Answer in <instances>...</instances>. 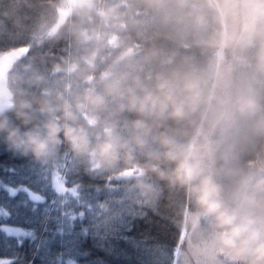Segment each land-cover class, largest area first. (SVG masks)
I'll return each instance as SVG.
<instances>
[{
	"label": "clouds",
	"instance_id": "obj_1",
	"mask_svg": "<svg viewBox=\"0 0 264 264\" xmlns=\"http://www.w3.org/2000/svg\"><path fill=\"white\" fill-rule=\"evenodd\" d=\"M64 3L61 0L60 6ZM141 3L151 7L156 0ZM176 3L183 14L175 43L186 54L165 58L155 49L148 50L146 57L158 61L161 71L133 87L119 83L110 68L109 75L97 80L93 89L68 96L61 90L62 84L49 87L45 73L35 67L36 44L27 38L14 41L12 47L27 46L29 52L13 64L0 86V150L42 167L54 164L67 151L86 169L92 164L101 173L138 168L141 178L135 180V187L141 193L152 194L146 182L149 177L163 187L173 246L180 245L185 259L191 261L202 250L206 264H223L220 257L227 264H264V212L259 219L252 213L241 219L245 201L238 194L245 192L246 177L240 173L222 176L219 171H209L205 163L215 152L212 118L219 107L230 103L219 90L212 92L213 57L227 38L210 15L200 19L194 9L184 7L186 0ZM55 19L50 14L53 26ZM48 39L53 44L60 39L76 42L79 33L65 24ZM39 59L44 63L43 57ZM47 63L53 70L57 67L55 60ZM29 64L33 67L28 68ZM93 71L90 61H85L73 76L83 80ZM116 99L118 107L101 119L99 114L107 111L109 100ZM231 102L239 112L241 101ZM125 111L136 117L126 136L115 131L109 118ZM84 112L93 118V125L82 119ZM105 127L113 130L101 133ZM149 139L156 148L139 163L132 145L143 149ZM185 201L189 213L202 214L199 225L185 215Z\"/></svg>",
	"mask_w": 264,
	"mask_h": 264
},
{
	"label": "trees",
	"instance_id": "obj_2",
	"mask_svg": "<svg viewBox=\"0 0 264 264\" xmlns=\"http://www.w3.org/2000/svg\"><path fill=\"white\" fill-rule=\"evenodd\" d=\"M60 4L61 0H0V56L12 52L13 48L18 49L11 46L14 41L31 40L38 51L35 67L45 73L49 87L62 84L61 90L68 96L85 88L93 89L97 80L109 75L110 68L119 83L129 87L147 83L161 71L158 61L146 57L145 53L150 49L165 58L186 54L175 43L183 14L176 0H156L151 7L144 6L141 0H96L93 7L72 14L54 31L68 24L78 31L79 40L60 39L53 44L48 37L54 33L55 26L49 22V17L55 14L56 25ZM184 7L194 9L200 19L210 15L227 38L213 57L212 92L216 94L219 90L230 103L219 107L212 118L215 152L206 157L207 169L219 171L225 177L232 173L243 174L246 189L238 194L239 200L245 201L241 219H247L249 213L259 219L264 212V0H186ZM23 56L16 57L10 68ZM39 57H43L44 63ZM49 60L56 61L54 70L47 63ZM85 61H90L94 71L83 80L74 79L73 74ZM27 67L31 68L33 64ZM237 99L242 104L239 112L236 104L231 102ZM118 104V99L109 100L108 109L99 114L100 118L108 116ZM109 118L115 131L124 136L128 135L131 121L136 119L127 111ZM82 119L90 126L95 123L87 112L83 113ZM112 130V127H105L100 132ZM132 147L137 161L143 163L156 145L149 139L143 149ZM65 154L69 155L70 162L95 175L116 177L131 171L132 175L121 177L125 190H134L145 199L159 195L161 185L150 177L146 182L152 187V194L141 193L135 187V180L141 178L138 168L124 167L101 173L92 164L86 169L70 152L62 151L58 158L63 159ZM21 161L0 150V165ZM184 212L191 216L195 225L200 224L202 214L198 211L189 213L186 201ZM183 237L184 234L179 237L181 242ZM169 239L173 240L172 232ZM175 251L177 264L190 262L185 259L179 244ZM220 260L227 264L223 257Z\"/></svg>",
	"mask_w": 264,
	"mask_h": 264
},
{
	"label": "snow or ice",
	"instance_id": "obj_3",
	"mask_svg": "<svg viewBox=\"0 0 264 264\" xmlns=\"http://www.w3.org/2000/svg\"><path fill=\"white\" fill-rule=\"evenodd\" d=\"M0 173V264H177L162 186L145 199L124 189V173L95 175L68 154Z\"/></svg>",
	"mask_w": 264,
	"mask_h": 264
},
{
	"label": "rangeland",
	"instance_id": "obj_4",
	"mask_svg": "<svg viewBox=\"0 0 264 264\" xmlns=\"http://www.w3.org/2000/svg\"><path fill=\"white\" fill-rule=\"evenodd\" d=\"M96 0H65L64 6H60L57 11V23L52 30L54 32L61 24L66 22V20L74 13L83 10H88L95 4ZM25 53L19 50L12 51L0 56V86H3L7 79V74L10 69L12 61L16 57L23 56ZM133 172L128 171L124 173V176H130ZM262 196V193L259 192ZM202 219V217H201ZM196 220V219H195ZM185 236L183 237V240ZM182 240V242H183ZM188 264H206V260L202 255V250H198L193 254V257Z\"/></svg>",
	"mask_w": 264,
	"mask_h": 264
}]
</instances>
